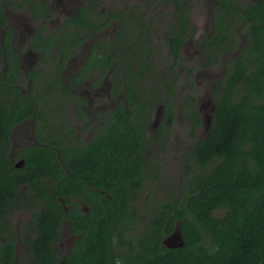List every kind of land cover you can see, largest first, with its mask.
Here are the masks:
<instances>
[{
  "label": "flooded vegetation",
  "instance_id": "1",
  "mask_svg": "<svg viewBox=\"0 0 264 264\" xmlns=\"http://www.w3.org/2000/svg\"><path fill=\"white\" fill-rule=\"evenodd\" d=\"M140 1L133 0L123 13L121 9L101 10L100 0H0V117L7 119L4 134L0 135V178L25 180L12 196L0 198V243L14 244L11 264H20L36 242L43 240L39 236L41 218L58 220L48 229L54 232L45 236V241L60 259L64 258L81 235L73 231V226L84 225L83 216L90 212V200L82 186L111 197L106 189L88 184L83 178L92 164H84L82 157L90 146L100 143L97 139L101 132L117 119L121 107L128 117L127 81L140 90L144 103L147 95L153 94V86L173 85L172 118L175 112H182L183 121L189 123L186 118L191 115V100L201 118L204 116L200 100L204 80L209 98L206 113L212 116L214 84L228 80L238 61L253 67L254 14L246 10L261 0H230L233 4L227 8L220 5L221 0L200 4L197 0H151L155 8L149 16L148 0L144 5L138 4ZM197 8L202 11L200 15L203 13L199 23H195ZM84 17L94 27L86 24L85 30ZM113 22L116 31L111 35L108 27ZM154 32L159 44L152 38ZM190 50L192 53H188ZM157 51L161 60L155 59ZM159 61L161 65H155ZM262 63L264 60L254 66L264 69ZM157 67L158 73L154 69ZM181 72L184 77H180ZM198 78L203 81L199 83ZM180 80L187 88H183L185 97L181 96L175 110L172 101ZM152 105L153 118L147 128L157 134L158 125L167 120V109L162 103ZM172 124L173 120L168 134ZM189 128L190 124L188 132ZM169 139L170 135L166 144ZM62 148L68 159L77 158V177L63 159ZM39 156L43 162L37 161ZM97 157L100 159V155ZM162 158L157 161L164 162ZM55 161L64 172L63 179L50 174ZM37 163L48 167L40 169ZM69 176L78 182L80 190L69 185ZM99 176L98 172L93 174L96 183ZM61 180L64 194L56 195L59 205L55 207L61 212L48 215L44 210L53 201V187ZM124 186L128 199V182ZM89 196L99 201L98 195ZM27 202L30 208H21Z\"/></svg>",
  "mask_w": 264,
  "mask_h": 264
},
{
  "label": "trees",
  "instance_id": "2",
  "mask_svg": "<svg viewBox=\"0 0 264 264\" xmlns=\"http://www.w3.org/2000/svg\"><path fill=\"white\" fill-rule=\"evenodd\" d=\"M231 4L230 0L220 1L224 8ZM249 8L246 11L254 14L252 50L256 58L251 60L253 67L238 61L228 80H218L214 84L212 118L202 137L194 132L201 128L202 118L191 100V115L186 118L191 141L181 158L184 169L179 193L171 188L166 199H156L146 206L145 215L135 206L148 176L152 181L160 177L157 171L162 163L157 158H161L165 149L173 120L170 95L174 88L170 83L165 84V93L159 94L153 87L154 92L150 90L153 94L147 95L144 103L140 90L127 81L128 117L121 107L117 119L101 132L97 139L100 143L88 148L82 157L85 162L81 159L84 164H92V168L85 170L86 182L106 189L111 197L82 186L90 200V212L83 216L84 225L73 226V231L81 235L64 258L60 259L45 241V236L54 232L48 229L58 220L41 218L45 234L39 236L43 240L36 242L27 257L20 259V264H264V69L254 66L264 60V0ZM84 22L85 30L86 24L94 27L86 17ZM128 46L134 51L133 46ZM172 47L176 49L177 45L172 43ZM153 102L162 103L167 109V120L158 125L157 134L147 128L153 118ZM6 124V117H0V135L4 134ZM62 149L63 159L77 177V158L68 159ZM52 156L55 160L54 152ZM40 158L37 157V161L43 162ZM36 165L40 169L48 167L41 163ZM52 166L50 174L63 179L59 162H53ZM97 172L99 183L93 177ZM190 173L192 179L185 181L183 178ZM67 179L73 189L80 190L78 182L71 177ZM24 181L0 178V198L12 196L18 184ZM62 182L53 187L54 202L44 210L48 215L61 212L55 207L59 205L56 195L64 194ZM127 182L128 199L124 186ZM93 193L95 198L98 195L99 201L89 196ZM145 201L149 202L148 198ZM218 207L226 209L222 216L213 214ZM21 208H30L29 203ZM141 219H146L147 223L141 232H134ZM177 224L183 245H164L162 241ZM13 256L14 244L1 242L0 264H11Z\"/></svg>",
  "mask_w": 264,
  "mask_h": 264
},
{
  "label": "rangeland",
  "instance_id": "3",
  "mask_svg": "<svg viewBox=\"0 0 264 264\" xmlns=\"http://www.w3.org/2000/svg\"><path fill=\"white\" fill-rule=\"evenodd\" d=\"M133 0H100L99 2V8L103 11L107 10V9H121L123 13H125L126 10V6H128V4H130ZM147 0H141L140 5H144L145 2ZM206 2L207 0H197V4H200V2ZM150 6H149V10H148V16L149 14H153V7L151 4V0H148ZM193 2V0H192ZM203 2V3H204ZM157 8V7H156ZM157 11H159V9H157ZM202 11L200 9H196L195 11V23H199L202 14L200 15ZM202 23V22H201ZM108 28L112 29V33L116 31L115 28V23L113 22V24L111 23L109 25ZM160 30V28H158V31ZM153 40H157L158 39V35L157 33H153ZM156 44H159V39L156 42ZM189 43L186 44V48H188ZM161 50V48H160ZM192 53V51L190 50L188 53ZM188 53H185V56L188 55ZM155 59H159L161 60V56H160V52L157 51L155 54ZM155 65L160 66L161 62H156ZM156 70V72L158 73L160 71V68H154ZM221 71V68L218 70L217 73H219ZM156 73V74H157ZM180 77H184V74L181 72ZM213 77V76H212ZM214 79V77H213ZM199 83H201L203 80H201L200 78L197 79ZM142 81H150V80H142ZM185 81L184 80H180V82L178 84H176L175 86V96L173 98V108H175V110L177 109V105L181 102V96L182 98L185 97L183 95V88H187L186 85L184 84ZM203 91L201 92L202 96H201V108L203 107L204 110H202L201 108V113L203 112V115L206 114V107H207V102H208V94H207V84H206V80L203 81ZM156 88L157 91L159 92H163L164 88L161 87L160 85L157 86H153ZM145 88H143L144 90ZM142 90V91H143ZM205 91V93H204ZM147 92V91H146ZM157 107L159 106H155V109H157ZM160 107L157 109L158 111L161 112ZM156 110V111H157ZM154 111V115L157 116V112ZM182 112H180L179 114L177 112L174 113V118H173V124L170 128V139L168 140L169 143L166 144L164 146L165 149H163V151L161 152V156L163 157L162 159L164 160V162H162L161 164V168L157 171V173L160 175V177L158 179H155L154 181L152 177H149L145 180V184L143 186L142 189V196H138L136 198V202H135V206L137 208H140V212L143 213V215H145L146 213V206L150 203L153 204L155 203L156 199H166L168 197V192L169 190L172 188L174 190L175 193H179L180 188H181V181H182V174H183V165L181 164L182 161H180V159L182 158V155L185 154V152L189 149V144L191 141V138L188 135V123L186 121H183V117H182ZM205 131V123L203 122L201 125V128L197 131L196 136L197 137H202L204 135ZM195 168V167H194ZM193 173H195V170L192 171ZM183 179H185V181H188L189 179H192L191 173L189 174V176L184 177ZM174 193V194H175ZM148 198L149 202H146L145 199ZM225 208L223 207H218L214 210L213 214L215 216H222L225 212ZM19 216V214L16 216ZM147 223L146 219H141L140 222H138V226L135 228L134 232L139 231L141 232V228H144V225ZM131 235H133V231H131ZM126 236L129 238H131V236L128 234V230L126 232Z\"/></svg>",
  "mask_w": 264,
  "mask_h": 264
},
{
  "label": "water",
  "instance_id": "4",
  "mask_svg": "<svg viewBox=\"0 0 264 264\" xmlns=\"http://www.w3.org/2000/svg\"><path fill=\"white\" fill-rule=\"evenodd\" d=\"M211 118H212L211 115L208 113H206L202 117V123L203 122L205 123V130H208V128H209ZM162 243L166 246H169V247H179V246L183 245L184 240L182 237L180 226L178 224L174 228L173 232L164 238Z\"/></svg>",
  "mask_w": 264,
  "mask_h": 264
}]
</instances>
